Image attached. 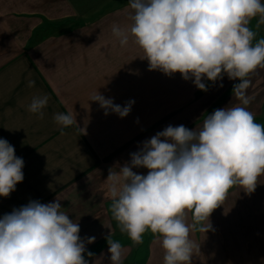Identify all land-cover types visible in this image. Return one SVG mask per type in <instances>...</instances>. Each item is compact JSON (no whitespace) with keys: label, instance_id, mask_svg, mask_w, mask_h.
Returning <instances> with one entry per match:
<instances>
[{"label":"crops","instance_id":"crops-1","mask_svg":"<svg viewBox=\"0 0 264 264\" xmlns=\"http://www.w3.org/2000/svg\"><path fill=\"white\" fill-rule=\"evenodd\" d=\"M102 1L0 0V138L24 160V179L8 197H0V216L30 200L49 203L61 199V211L77 221L79 235L96 237L86 244L94 254L86 256L89 264H110L106 237L116 241L120 230L106 191L109 170L116 171L117 164L129 161V154L167 127L168 121L183 119L181 125L192 122L187 128L198 130L214 110L240 103L232 94L238 81L225 75L223 87L208 84L211 100L207 98L203 109L196 101L193 111L188 108L184 115L176 116L177 110L170 116L145 115L134 103L126 117L105 115L98 102L88 100L98 90L121 106L130 99L137 102L130 73H146V87L153 82L152 88L183 89L184 80L178 72L169 77L149 70L146 59L136 60L135 54L142 49L131 38L121 46L112 26H130L129 5ZM257 22L253 18L248 26L254 32L261 27L255 38L264 39V24L257 26ZM250 79L248 95L253 99L248 110L264 125V68H258ZM29 80L35 86L29 87ZM43 95L49 101L40 117L29 112L28 105L34 96ZM200 109L206 115L194 123L203 117L197 114ZM56 113H73L77 125L61 129L54 120ZM133 171L146 174L148 170ZM258 182L250 194L239 185L230 188L223 205L211 213L212 230L204 233L197 227L191 231L197 246L192 264H264V175ZM187 222L192 223L191 213ZM116 242L122 245L123 264L133 263L134 256L139 264H164L159 238L150 231L136 254L129 244L132 241Z\"/></svg>","mask_w":264,"mask_h":264},{"label":"clouds","instance_id":"clouds-1","mask_svg":"<svg viewBox=\"0 0 264 264\" xmlns=\"http://www.w3.org/2000/svg\"><path fill=\"white\" fill-rule=\"evenodd\" d=\"M128 5L130 26L114 24L112 33L121 46L131 38L149 70L169 77L178 72L201 91L209 83L223 87L225 75L238 81L232 88L237 106L214 110L198 130L168 125L142 141L105 179L122 233L141 244L150 231L159 238L164 264H192L197 246L191 231L212 230L211 213L223 205L229 189L239 185L250 194L264 175V125L248 110L251 74L264 68V39L253 44L256 33L248 25L253 18L257 26L264 24V0H128ZM48 101L47 95L34 96L28 111L43 117ZM88 101L121 118L135 103L115 104L98 90ZM54 120L61 129L77 125L73 113H56ZM23 167L14 146L0 138V197L23 181ZM133 168L148 171L138 174ZM60 201L30 200L0 216V264H89L86 256L94 254L86 244L96 237L82 238ZM106 242L110 264H123L122 245L109 235Z\"/></svg>","mask_w":264,"mask_h":264},{"label":"rangeland","instance_id":"rangeland-1","mask_svg":"<svg viewBox=\"0 0 264 264\" xmlns=\"http://www.w3.org/2000/svg\"><path fill=\"white\" fill-rule=\"evenodd\" d=\"M111 5H115L113 4L112 1H114V3H117L118 5H123L128 3V0H109ZM103 3H108L107 0L106 1H102ZM92 11V10H89ZM94 12H97V9L93 10ZM92 11V12H93ZM102 11H105V9H103ZM261 27H258L257 31L260 29ZM257 31L255 33H257ZM259 39L255 38L253 41V44L256 43V41H258ZM142 51L140 50L139 52H137L135 54V59H140ZM120 75H127V74H123L120 73ZM131 76L129 82H134L135 84V97L136 99H138L137 102H135V108L136 109H140L142 111H144L145 115L147 114H166L168 116H170V114L172 112H174L175 110H177V115L179 116L180 114L185 113V111H187L186 109H190L193 111V108L196 106V104L199 102V104H202L204 108L205 104H206V100L208 98V100H211V95L210 94V89L207 91H201L199 89H195L194 87H192L193 83L191 82V80L185 81L183 82V89H163V88H152L151 85L154 84L153 82L148 83L150 86L146 87V73H139V72H134V73H130L129 77ZM154 76V75H153ZM152 81H154L155 79H153V77L151 76ZM133 90V91H134ZM120 91H125V90H120ZM131 89L128 90L129 95L131 93ZM126 92V91H125ZM179 94L178 96H175ZM134 95V94H133ZM209 96V97H208ZM156 97V98H154ZM152 98V99H151ZM156 99V102L154 101ZM144 100V102H143ZM166 101L165 104H161V105H157L159 103H157L158 101L161 103L163 101ZM171 103H168V102ZM197 101V103H195ZM168 103V104H167ZM195 104V105H194ZM197 106H200V105ZM183 112V113H182ZM203 114V115H199V114ZM199 116H203L202 118L199 119V121H195L194 123H198L200 122L206 114L203 113V111L200 109L199 113H197ZM196 114V115H197ZM183 119H181L182 121ZM180 121V122H181ZM185 121V120H184ZM180 122H175L174 123L172 121H168L166 124L168 125H172V126H178L181 125ZM187 123V125L185 127H188L191 123H189L188 121H185ZM194 125V124H192ZM202 126V124H201ZM201 126H199L198 128H200ZM120 229V228H119ZM146 234V233H145ZM144 234V235H145ZM116 241H122V243H128L129 241H131V239L128 237V235L126 233H122L119 230V233L116 234ZM144 237V236H143ZM130 246L133 249V253L136 254L138 249L142 247V243L141 244H135V243H129ZM129 261V259L127 260ZM140 260L139 258H137L136 256L133 257V263H127L125 261L124 264H139Z\"/></svg>","mask_w":264,"mask_h":264}]
</instances>
